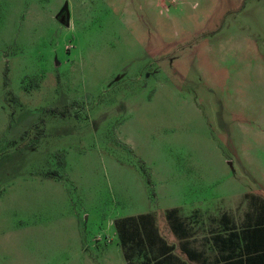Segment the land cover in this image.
Here are the masks:
<instances>
[{"label":"rangeland","instance_id":"obj_1","mask_svg":"<svg viewBox=\"0 0 264 264\" xmlns=\"http://www.w3.org/2000/svg\"><path fill=\"white\" fill-rule=\"evenodd\" d=\"M203 206L264 209V0H0V264L185 259Z\"/></svg>","mask_w":264,"mask_h":264},{"label":"crops","instance_id":"obj_2","mask_svg":"<svg viewBox=\"0 0 264 264\" xmlns=\"http://www.w3.org/2000/svg\"><path fill=\"white\" fill-rule=\"evenodd\" d=\"M171 209H177L178 218L180 219L177 236L183 243L181 250L185 259L175 258V256H171V253H166L164 250V256L158 258L154 264H237L238 259H243L242 235L243 231L248 229L247 206L245 207L244 216L242 215V217L236 219L228 215L227 208H222L223 211L218 215V209H212L209 206L200 208L192 207V213H197L198 215V219L193 220H190V217L185 215L190 211H181L183 208ZM262 212H264V210ZM133 217L135 216H130L129 218L125 217V219H123L125 221L129 220L126 224L128 231H132L131 220L135 219ZM112 226L114 227V222ZM233 227L236 229H233ZM213 233L215 238L207 240ZM139 234V239L131 238L128 242L137 243L141 241L140 231ZM217 234L222 237L218 242L220 245L219 248L215 250L217 246L212 247L211 243L217 239ZM230 235L233 236L229 237ZM234 249L239 250V252L235 253ZM185 251L192 252L194 256L189 258Z\"/></svg>","mask_w":264,"mask_h":264},{"label":"trees","instance_id":"obj_3","mask_svg":"<svg viewBox=\"0 0 264 264\" xmlns=\"http://www.w3.org/2000/svg\"><path fill=\"white\" fill-rule=\"evenodd\" d=\"M54 112L55 110H52V113ZM174 214L175 211H171L167 214V217L173 223L174 230L177 231L179 227V220L175 217ZM139 219H142V217H140ZM136 220L137 219H132V224ZM128 221L122 220L116 222L115 224L123 249L126 248L128 241H130L129 239H139L140 237L138 228L134 229L133 225H131L132 231H128V229L126 228V224L128 223ZM232 236L233 235H230L229 237ZM242 241L243 259H238L237 264H264V212L261 213V215L258 217V220L252 227H249L247 230L243 231ZM185 252L189 258H192L194 256L192 252ZM127 264L130 263L127 262Z\"/></svg>","mask_w":264,"mask_h":264},{"label":"flooded vegetation","instance_id":"obj_4","mask_svg":"<svg viewBox=\"0 0 264 264\" xmlns=\"http://www.w3.org/2000/svg\"><path fill=\"white\" fill-rule=\"evenodd\" d=\"M63 17L65 18V21H64L62 24H67V16H66V15H63V14H60V15L58 16L59 22H60V20H61ZM60 24H61V23H60Z\"/></svg>","mask_w":264,"mask_h":264},{"label":"water","instance_id":"obj_5","mask_svg":"<svg viewBox=\"0 0 264 264\" xmlns=\"http://www.w3.org/2000/svg\"><path fill=\"white\" fill-rule=\"evenodd\" d=\"M64 21H65V18L63 17V18L60 20V23L62 24Z\"/></svg>","mask_w":264,"mask_h":264}]
</instances>
